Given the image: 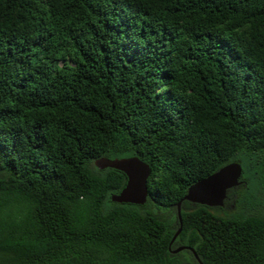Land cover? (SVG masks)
Returning a JSON list of instances; mask_svg holds the SVG:
<instances>
[{"label":"trees","instance_id":"obj_1","mask_svg":"<svg viewBox=\"0 0 264 264\" xmlns=\"http://www.w3.org/2000/svg\"><path fill=\"white\" fill-rule=\"evenodd\" d=\"M0 264H264V0H0Z\"/></svg>","mask_w":264,"mask_h":264},{"label":"water","instance_id":"obj_2","mask_svg":"<svg viewBox=\"0 0 264 264\" xmlns=\"http://www.w3.org/2000/svg\"><path fill=\"white\" fill-rule=\"evenodd\" d=\"M94 164L99 170L108 167L117 169L123 172L127 177L124 188L119 193L111 195L112 201L139 205L146 202L148 196L147 180L151 171L149 164L142 161L137 156L120 158L102 156L95 159ZM242 173L243 169L241 163L232 161L191 184L183 198L177 202L179 227L173 235L171 242L174 241L182 229L181 203L183 201L208 207H223L228 197V191L237 187L242 182ZM183 249H188L198 259L195 250L189 246H179L171 249V252L177 253Z\"/></svg>","mask_w":264,"mask_h":264}]
</instances>
